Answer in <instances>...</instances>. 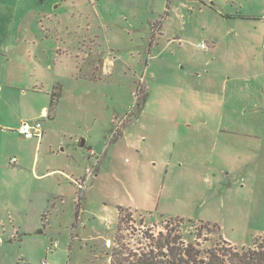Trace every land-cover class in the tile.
I'll list each match as a JSON object with an SVG mask.
<instances>
[{"label": "rangeland", "instance_id": "374dc122", "mask_svg": "<svg viewBox=\"0 0 264 264\" xmlns=\"http://www.w3.org/2000/svg\"><path fill=\"white\" fill-rule=\"evenodd\" d=\"M214 3L0 0V36L7 29H21L19 34L18 31L10 36L11 42L23 41L25 28L69 30L61 35L65 43L56 35L44 41L54 47L52 57L43 66L23 61L18 68L23 88H29L37 79L47 82L41 92L28 91L25 101L12 100L10 111L14 120H38L43 129L49 128L52 149L42 145L38 152L40 163L50 160L53 167L65 166L72 150L87 156V145L95 147L104 140L114 112L126 116L120 129L125 128L134 114L131 107L146 87L151 90L149 110L156 114L154 118L143 114L141 121L130 127V138L158 159L168 157V151L163 152L158 143L172 139L175 142L174 158L168 162L166 174L153 173L152 165L146 161L142 165L147 168L133 171V150L120 148L114 175L97 186V194L92 195L85 211L80 210L84 209V197H79L75 182L80 178L74 175V181H66L62 177L67 197L63 204L57 201L56 207L49 208L45 223L39 220L36 224L33 211L20 212L9 204L17 192L14 178L8 173L11 170H4L0 199L7 202H1L0 207V264H40L44 258L48 264H110L115 253L129 257L147 250L149 235L157 236L164 231L166 220L175 217L184 218L179 229L189 242L196 239L194 233L200 221L219 227L218 232L203 231L208 241L198 240L201 248L222 242L240 248L251 245L253 238H264V0ZM142 23L147 28L152 23L162 25L155 42L164 48L163 54L157 63L150 61L148 70H155V77L139 67L132 81L134 77L128 69L121 67L127 75L118 72L95 78L87 64L81 66L77 41L86 29L100 33L93 48L113 57L119 53L123 64L122 60L132 58L128 48L135 45L124 30L141 27ZM6 33L3 36L8 39ZM201 43L206 48L200 49ZM134 57L137 58L135 54ZM160 61L169 67H160ZM188 73L195 79L192 83L198 92V105H191L185 97L189 81L184 78ZM46 89L48 97L44 94ZM52 92L55 99L59 98L54 118L38 119L37 106L44 103L43 98L50 100ZM0 105L3 106L2 100ZM205 105L210 108L209 114L201 109L189 115L194 120L190 126L183 123L175 130L168 120L178 107ZM81 138L86 140L83 147L78 145ZM1 146L5 158L14 153L5 142ZM148 181L152 182L149 197L159 203L157 211L138 213L125 207L119 211L116 202L129 198L127 191L132 192L133 186ZM77 216L92 227L81 230L74 223ZM53 242L57 246L48 249Z\"/></svg>", "mask_w": 264, "mask_h": 264}, {"label": "crops", "instance_id": "0c3cea01", "mask_svg": "<svg viewBox=\"0 0 264 264\" xmlns=\"http://www.w3.org/2000/svg\"><path fill=\"white\" fill-rule=\"evenodd\" d=\"M6 1L8 0H2L4 3ZM208 2L211 5H215L214 0H208ZM221 14L227 15V13H223V11ZM143 25L144 24L142 23L141 27L131 29L125 28L124 31H127L129 36H132L130 41L135 45L128 48L130 49L129 54H131L132 58L125 61L122 60L123 64L120 63L122 56H120L119 53L113 57L110 53H105L93 48L94 44H96V38L99 37L100 33L97 32V29L94 31V33L92 32V29H86L83 34L78 36L77 41L78 53L76 54H78L77 57L79 61H81V66H85L87 64L86 66L92 70L95 78H99L100 74L111 77L113 74L118 72H123L124 75H127V70H121V67L128 69V72L131 74V78L134 77L131 79L132 81L135 80V76L137 74L136 68L139 67H142V70L144 73L146 72V75L149 73L151 76L155 77L157 72H155V70L153 71V69L150 71L148 70L150 67V61L153 59L157 63L156 60H158L160 58L159 56L163 54L162 51L164 48H159L160 46L156 43V32L160 31L162 25L158 23H152L150 28H147ZM150 29L152 30L151 37L149 35L151 32ZM22 31L25 34V39L23 41H21V39H14V42L9 41L10 36L17 32L19 34L21 29H18L17 32H15L12 28L7 29L6 32H8V39L7 37L3 36V34H7L5 31L2 32V36H0V100L3 101V106L0 105V182H2L5 178L6 173L4 170L10 169L11 171H8V173H11V176L14 178L12 182L15 185V191L17 192L14 199H9V204H12L14 208L20 212L26 213L27 211H33V218L36 224L39 223V220L43 221L44 223L48 222V214L50 212L49 208L56 207L57 201L63 204L65 197H67L66 193H64L66 182L61 178L64 177L66 181H72L74 179V175L78 178L89 176V186L86 188V194H84V209H80L85 211L88 202L92 200V195L97 194V186L101 184V182L106 179V177L114 175L115 160L119 155L120 148L122 147H128L129 149L133 150L134 159L136 161L134 167H132L133 171L136 168L137 170L139 168H147L142 165L146 161L152 165L153 173L166 174L168 172V162L172 161L175 153V142L173 139L164 142L162 145H159L158 143V146H160V149L163 152H165V150L168 151L167 159H158L152 155H149L148 149L141 147V144L135 142L129 136L130 127L138 124L141 121V116L143 114H152V118H154V115L156 114L154 112H150L149 110L148 99L151 96V90L147 87L143 88V94L140 96V99L137 102L135 101L136 105L133 109L134 114L132 118H128V123L125 128L123 126L124 129L121 130V128L116 137L110 143L106 144L107 135L123 118L122 115L116 112H114L110 117V126L106 127L105 129L103 135L104 140L97 142L95 147L87 145L86 153H88L89 148H94L93 150L95 153L100 156V160L96 165L94 158L95 156H91L89 154L87 156H84L83 154L82 156L76 150H72V153L68 157L65 166L62 165L61 167H53L50 163V160H44L40 163L38 152L40 151L42 145L47 146L46 148L48 149H52V143L51 141H48L49 128L45 127L43 129V134L40 139L36 137L28 139L24 138L19 132V127L21 122L25 121V119L22 117L16 120L12 119L10 116V111H12L13 106L11 104L13 101H18L19 103L25 101L28 91H30V93L41 92L43 86L47 85V82L44 84L42 79H37L30 85L29 88H23L21 87V77L19 76L18 68L21 66V62L23 63V61L29 62L30 65L35 67L41 65L43 66L46 59L52 57L54 47L52 45L44 44V41H47L52 35H56L58 40H63V43H65V39H63L61 35L63 33L68 34L69 30L45 26L41 27L40 30L25 28L22 29ZM107 31L108 29H105L104 33L107 34ZM40 34L41 36L39 38L38 35ZM105 36L106 41L109 42V38L107 37L108 34ZM154 42L155 46L153 45ZM198 47L200 49L202 48L200 45ZM115 49L121 50L119 49V46H115ZM59 50L60 49H58V51ZM134 54L137 58H133ZM92 56H95L96 58H92ZM160 62V67H166V69L169 67L165 65L164 62ZM152 67H157V65H153ZM1 69L3 70L1 71ZM96 75L98 77H96ZM185 78L184 80L189 81L186 82L185 85V97L188 99L191 105H198V92L194 83H192L194 78L192 79L189 73L185 74ZM144 79L146 80V76ZM46 90L47 92L44 94L48 97L49 89ZM52 94H54V92H52ZM51 100L53 101L52 96L50 97V100L43 98L44 103H42L41 106H37L36 117L38 119L54 118L55 111L57 110L59 104V98L55 99V105L52 110L50 109ZM201 109L205 114H209L208 112H210V108H208L206 105L198 107L195 106L192 108L181 106L180 108L178 107V109H176L173 114H170L171 117L168 120L171 122V125L174 126L175 130L177 129L176 127L183 123L186 124V126H190L192 123H194V120H192L189 115H193L196 111ZM160 114L162 113L159 112V115ZM178 115H180V118H178ZM205 122L206 121H203V124H205ZM82 139L83 138H81L78 142L80 147L86 145L85 139H83V145H80ZM4 142L7 145L13 147L12 152L14 153L10 157L5 158L2 155L1 145ZM61 150L63 151L64 149L61 148ZM13 157L16 158L15 162H11V158ZM179 165H181V163ZM9 166L14 167L10 168ZM93 167L94 170L91 172ZM151 184L152 182L148 181L138 186H133L132 188L130 187L132 192L131 190L127 191L129 198L118 200L116 202V207H125L133 212L138 213H154L157 211L159 203H154L153 196L149 197ZM2 200L3 199H0V207L2 205L1 202H7L5 199L3 201ZM77 220H79L78 216L75 218L74 223H77L81 230L92 227L89 225L87 226V224L81 220L77 222ZM25 230H28V226H26Z\"/></svg>", "mask_w": 264, "mask_h": 264}, {"label": "trees", "instance_id": "16d2710c", "mask_svg": "<svg viewBox=\"0 0 264 264\" xmlns=\"http://www.w3.org/2000/svg\"><path fill=\"white\" fill-rule=\"evenodd\" d=\"M54 95L50 109L55 105ZM123 210V207H118ZM184 218L175 217L166 220L164 231L157 236L149 235L147 250L129 257H121L115 253L110 264H264V238H253L251 245L237 248L230 243L214 244L209 248H201L200 241H208L203 231L218 232L216 224L200 221V227L195 230L194 241H186L180 231ZM192 223L194 220L187 219Z\"/></svg>", "mask_w": 264, "mask_h": 264}, {"label": "built area", "instance_id": "2783aa9c", "mask_svg": "<svg viewBox=\"0 0 264 264\" xmlns=\"http://www.w3.org/2000/svg\"><path fill=\"white\" fill-rule=\"evenodd\" d=\"M200 46L202 48L205 47V45L203 43H201ZM135 104L131 107L130 110H133L135 108ZM125 119H126V116H124L117 123V125L114 126V128L109 132V134L107 135L106 144L110 143L116 137V135L118 134L120 128L122 127L121 125L123 124ZM19 132L24 138L28 139V138L36 137V138L40 139L42 137V134H43L42 124L38 120H36L33 123H29L27 121H22L20 124V127H19ZM88 154L91 156H95L94 158H95V165H96L100 160V156H98L92 148L88 149ZM15 161H16L15 157L11 158V162H15ZM93 170H94V167L91 169V172ZM88 180H89V176H85L83 178H80L78 181L75 180V182L77 183V187L80 190L79 197L81 199H82V197H84V191L87 188ZM80 198H79V200H80ZM56 246H57V242H53V243H51L50 247H48V249L51 250L52 248H55ZM40 264H48V261L46 260V258H44L41 260Z\"/></svg>", "mask_w": 264, "mask_h": 264}, {"label": "water", "instance_id": "95a60500", "mask_svg": "<svg viewBox=\"0 0 264 264\" xmlns=\"http://www.w3.org/2000/svg\"><path fill=\"white\" fill-rule=\"evenodd\" d=\"M40 1H42V0H40ZM83 143H84V140L82 139V141H81V144H80V145L82 146V145H83Z\"/></svg>", "mask_w": 264, "mask_h": 264}]
</instances>
